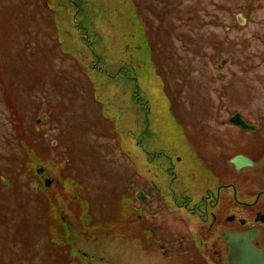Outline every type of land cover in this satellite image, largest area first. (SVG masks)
Here are the masks:
<instances>
[{
  "label": "rangeland",
  "instance_id": "374dc122",
  "mask_svg": "<svg viewBox=\"0 0 264 264\" xmlns=\"http://www.w3.org/2000/svg\"><path fill=\"white\" fill-rule=\"evenodd\" d=\"M71 1L0 0V264H146L119 227L128 128L263 117L264 0Z\"/></svg>",
  "mask_w": 264,
  "mask_h": 264
},
{
  "label": "flooded vegetation",
  "instance_id": "af4514ba",
  "mask_svg": "<svg viewBox=\"0 0 264 264\" xmlns=\"http://www.w3.org/2000/svg\"><path fill=\"white\" fill-rule=\"evenodd\" d=\"M256 93L264 95V86ZM255 109L231 114L217 102L211 117L194 125L178 120L176 145L166 144L152 124L136 126L138 134L135 125L128 128L122 155L129 160V198L119 227L128 229L146 264H230L232 238L264 256V116ZM237 114L252 130L234 124ZM232 132L246 136L234 150ZM75 254L89 258L80 249Z\"/></svg>",
  "mask_w": 264,
  "mask_h": 264
},
{
  "label": "water",
  "instance_id": "95a60500",
  "mask_svg": "<svg viewBox=\"0 0 264 264\" xmlns=\"http://www.w3.org/2000/svg\"><path fill=\"white\" fill-rule=\"evenodd\" d=\"M239 23L241 24L240 17L238 18ZM240 119V120H236ZM235 125L240 126L245 130H249L245 122L241 119L240 116H236L233 119ZM43 170H39L38 174L42 175ZM51 185V182L46 181L45 187ZM232 254L229 258L230 264H264V256L261 252L257 251L249 242H246L244 239L232 238L231 240Z\"/></svg>",
  "mask_w": 264,
  "mask_h": 264
},
{
  "label": "trees",
  "instance_id": "16d2710c",
  "mask_svg": "<svg viewBox=\"0 0 264 264\" xmlns=\"http://www.w3.org/2000/svg\"><path fill=\"white\" fill-rule=\"evenodd\" d=\"M70 1H71V0H70ZM70 3H72V1H71Z\"/></svg>",
  "mask_w": 264,
  "mask_h": 264
}]
</instances>
